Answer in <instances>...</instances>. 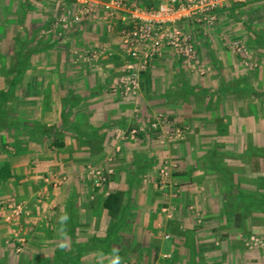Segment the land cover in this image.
<instances>
[{
    "label": "crops",
    "instance_id": "obj_1",
    "mask_svg": "<svg viewBox=\"0 0 264 264\" xmlns=\"http://www.w3.org/2000/svg\"><path fill=\"white\" fill-rule=\"evenodd\" d=\"M23 1L33 14L38 0ZM71 2L50 0L38 25L30 17L26 69L15 84V70L9 83L0 82L10 90L0 98L10 118L0 127V197L13 195L28 211L23 243L0 220V264H264V250L242 239L264 236V0H223L212 25L184 23L205 72L185 68L163 46L128 101L111 87L124 60L113 25L84 20L62 36H35ZM95 42L103 46L96 58L76 57ZM146 116L183 132L161 143L153 131L115 137ZM163 159L176 168L161 189L155 183ZM103 162L112 168L103 188L79 177L87 163ZM50 173L60 183L38 201ZM111 191L121 192L113 217L102 207ZM240 195L249 210L232 209Z\"/></svg>",
    "mask_w": 264,
    "mask_h": 264
},
{
    "label": "built area",
    "instance_id": "obj_2",
    "mask_svg": "<svg viewBox=\"0 0 264 264\" xmlns=\"http://www.w3.org/2000/svg\"><path fill=\"white\" fill-rule=\"evenodd\" d=\"M146 7L138 5L136 0H72L62 4L56 15L40 30V37L48 34L62 36L84 20L97 22L101 20L107 29L114 25V19L121 23L116 34L119 37L121 51L124 54L122 71L111 80L112 90L122 99L128 101L139 92V75L146 69L155 56L159 55L163 46H168L179 58L182 65L190 70L203 74L204 64L198 59L189 32L183 29L184 23L210 26L215 20V11L223 0H147ZM42 34V35H41ZM102 44L95 42L83 52L74 53L81 60H90L98 56ZM233 48L239 52V42H233ZM153 131L158 142L179 138L183 132L181 127H169L159 116H146L137 125L124 129H116L115 137L119 140L133 139L139 132ZM106 160H109L107 158ZM176 163L163 159L157 169L158 188L169 184L171 172ZM112 168L109 163L86 165L79 177L86 179L94 188H102L108 181ZM61 178L49 174L43 178V190L36 193L37 200L47 195V186L58 185ZM166 210V209H164ZM23 202L12 197L0 201V220L12 225V238L22 241L19 236V218L27 215ZM16 225V226H15ZM168 235L164 234V238ZM246 247H257L264 250V241L255 234L244 236Z\"/></svg>",
    "mask_w": 264,
    "mask_h": 264
},
{
    "label": "rangeland",
    "instance_id": "obj_3",
    "mask_svg": "<svg viewBox=\"0 0 264 264\" xmlns=\"http://www.w3.org/2000/svg\"><path fill=\"white\" fill-rule=\"evenodd\" d=\"M8 1L9 0H7L3 5H0V21L5 19V21L9 20L8 23H11V24L4 23V24H1V26H0V33L3 36L7 37L6 39H8L6 41L2 40V42H0V69H3V71H4V73L2 74V77H0V82L2 81V83L7 82V79H9L12 70L16 71L17 69H20V75L17 78V82H18L20 79V76L23 74L24 70L26 69L25 59L27 58V55L29 53L28 51H30L27 48L28 43H26V39H27L26 37H28V35L31 34L32 29L35 27V26H31V24L29 23L28 20L30 19V17L32 16L34 18L33 25H34V23H36V25H38L40 20L43 19L42 15L46 16L47 13L49 15V11L52 10V9L47 10V7L51 5L50 0H38L36 3L37 4L36 7H34L36 9L34 10L33 14L25 13V10H24L25 2L23 0H16V2L14 1V3H11V5L8 4ZM8 7H11V8L8 9ZM58 9L56 10V12L58 11ZM18 24L21 25V27H18ZM35 36L40 37V31H36ZM13 37L18 38V41L11 42V39ZM233 42H231L232 49L236 52V50L233 48ZM236 42H239V41H236ZM239 44L241 45L240 42H239ZM13 46H15V47H13ZM243 49H242V51H243ZM246 53H248V52H246ZM244 55H246V54L244 53ZM19 56H20V58L22 57V59H24V61H22V63H20V64H19ZM242 62L246 63L243 65L246 67L247 62H248L247 57L245 59H243ZM0 119L4 120L5 118H4V116H2V118H0ZM86 165H89V163H87ZM86 165H84V167ZM91 165H93V164H91ZM50 174H53V173H50ZM50 186H52V185H50ZM9 197L16 199L13 195L8 194V196L0 197V201L7 199ZM22 217H24V216H22ZM22 217H20L19 221H17V225L20 227L19 233L21 232L20 234L19 233L18 234L21 237H23L22 227H21ZM250 234H255L264 241L263 234H259L256 232H253ZM24 238H25V236L23 237V239ZM24 240L18 241V242L23 243ZM20 246L17 247L18 248L17 250L15 249V252H14L15 254L21 253ZM6 254H7V252H6ZM6 254L4 255L5 258L7 256ZM22 254H23V256L25 255L24 252H22ZM13 256H14V254H13Z\"/></svg>",
    "mask_w": 264,
    "mask_h": 264
},
{
    "label": "trees",
    "instance_id": "obj_4",
    "mask_svg": "<svg viewBox=\"0 0 264 264\" xmlns=\"http://www.w3.org/2000/svg\"><path fill=\"white\" fill-rule=\"evenodd\" d=\"M136 1H137L138 5H140L141 7H146L150 4V2L147 0H136ZM113 26H114V29L117 30V28H119L121 26V23L119 21H117L116 24ZM45 27H46V25L39 26L37 29L34 30V32L36 30L40 31V30L44 29ZM53 35L48 34L49 37H51ZM22 61H24V59H22V57L20 58V56H19V64L22 63ZM25 61H26V59H25ZM19 75H20V69H17L16 73H15V77L10 82H12V84H15ZM7 82L9 83V79H7ZM9 92H10L9 87L6 88V90H4V91L0 90V98H6L9 95ZM8 110L9 109L6 105L0 104V118H2V116H4V118H5L4 120L0 119V127L10 126V118H9V111ZM50 144H51V146L57 145L56 142H51ZM236 198H239V197L236 196ZM120 201H121V192L120 191H111V192H108L106 194V196L103 198L102 207L106 210V212L109 216L113 217L116 215V213L118 211ZM249 203L250 202L248 201V197H246V196L244 197L243 195H240L239 199H235L232 202V205H233L232 209L236 208L239 204H241L242 208L249 210V208H251ZM258 208H259V210L263 211L264 210V202H261L260 204H258ZM230 212H232V211H230ZM239 215H240V213L238 211H236L235 216H233L234 222H236L237 219H239ZM235 226H237V224H235ZM245 234H246V232H245Z\"/></svg>",
    "mask_w": 264,
    "mask_h": 264
}]
</instances>
